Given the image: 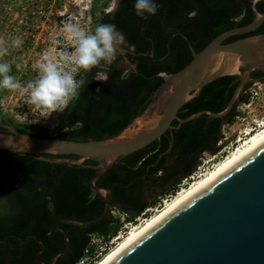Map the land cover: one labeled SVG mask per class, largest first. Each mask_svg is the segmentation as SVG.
<instances>
[{"label": "trees", "instance_id": "1", "mask_svg": "<svg viewBox=\"0 0 264 264\" xmlns=\"http://www.w3.org/2000/svg\"><path fill=\"white\" fill-rule=\"evenodd\" d=\"M155 2L158 11L146 20L137 16L135 0H121L116 11H102L93 19L94 28L98 23L114 24L127 41L135 45L134 54L125 49L136 71L125 70L124 65L118 64L119 59L110 70L103 66L91 71L81 69L76 78L84 79L85 86L69 101L52 133L39 126L13 125L29 134L77 140L114 135L143 110L147 98L162 81L161 73L174 72L190 60L187 43L174 33L176 30L183 32L198 51L219 32L246 24L253 18L250 7L237 0ZM255 7L263 11L264 0H259ZM252 33H264V21L255 30L232 35L224 41ZM126 71L127 76L124 75ZM99 72L107 76V82L98 80L102 78L98 77ZM257 74L253 71L251 76L256 78ZM236 83L235 75H224L206 83L196 96L179 108L178 117L200 109L221 110ZM246 101L247 94L243 93L235 105ZM235 105L224 120L235 116ZM0 121L8 123L2 114ZM223 122L206 114L183 122L172 129L170 147L167 130L114 163L98 176L95 184L108 187L111 209L121 210L127 222H134L136 217L146 216L159 203L160 196L175 193L181 179L195 169L201 153L218 150L216 143ZM172 124L176 125L177 121L173 120ZM83 163L94 165L96 162L84 160ZM92 173L90 167L48 162L0 149V264H40L36 261V253L41 248L38 258L50 264L51 256L65 248L63 235L55 226L56 218L90 220L99 216L104 200L90 188L88 179ZM154 189L160 191L159 197L152 196ZM60 224L67 231L69 250L57 257L55 264H75L85 256H93L95 245L91 243V236L97 235L107 241L121 226L119 218L110 211L101 221L87 227L63 221Z\"/></svg>", "mask_w": 264, "mask_h": 264}, {"label": "water", "instance_id": "2", "mask_svg": "<svg viewBox=\"0 0 264 264\" xmlns=\"http://www.w3.org/2000/svg\"><path fill=\"white\" fill-rule=\"evenodd\" d=\"M237 1L251 8L253 18L219 32L198 51L183 32H174L186 41L190 60L174 72L161 74L162 81L147 98L143 110L118 133L77 140L29 134L0 121V149L48 162L90 167L93 169L88 179L90 188L103 197V210L93 219L56 218L55 226L63 235L65 248L51 256L50 264H55L57 257L69 250L68 234L60 221L87 227L108 215L110 189L95 184L100 174L167 130L170 147L172 129L201 114L223 122L245 85L264 78L251 76L253 71L264 72V33L224 41L232 35L249 33L264 21V10L255 7L259 0ZM166 45L168 53V41ZM224 75H235L237 81L224 108L200 109L178 117L179 108L196 96L203 85ZM173 120L177 121L176 125L172 124ZM84 160L96 163L87 165ZM41 250L36 253V261L46 264L38 258ZM102 264H264V140L225 164L215 177L143 228Z\"/></svg>", "mask_w": 264, "mask_h": 264}, {"label": "rangeland", "instance_id": "3", "mask_svg": "<svg viewBox=\"0 0 264 264\" xmlns=\"http://www.w3.org/2000/svg\"><path fill=\"white\" fill-rule=\"evenodd\" d=\"M113 1L0 0V36L6 38L21 37L23 39V45L20 48L11 49L8 55L0 59L4 61L15 59L17 62H22V69L17 71L13 65L12 73L21 82L35 79L37 76L35 65L41 54L50 48H54L58 55L63 45V33L61 32L63 23L71 18L73 22L80 24L85 29L92 30L94 29V17H98L102 11L108 10L112 6ZM123 65L125 70L131 69V64L125 62ZM68 68L77 72L81 70L74 65H68ZM98 77H103V72H99ZM243 93L247 94V101L237 103L234 107L235 116L224 120L221 124L220 138L216 143L218 150L215 152L218 155L208 161L213 153L206 151L200 154L198 163L201 164L203 162L200 174L211 168L218 159L229 154L233 147L238 145V138L246 136V130L258 127L259 121L264 120V78L252 81L243 90ZM0 114L8 119V123L39 126L52 133L58 126L63 112L52 113L43 108L38 109L29 104L26 96L21 92L0 89ZM222 149L223 151H220ZM190 181L180 182L177 191ZM159 192L158 189H154L152 196L159 197ZM174 194L160 196L161 198L158 199L159 203L154 208H151L146 216L136 217L134 222L130 221L128 223L124 212L117 208H112L110 213L118 217L121 222L119 231L107 241L102 240L97 235H92L91 243L95 245V250L91 258L94 260L99 259L117 243L120 237L127 235L132 229L141 224Z\"/></svg>", "mask_w": 264, "mask_h": 264}, {"label": "clouds", "instance_id": "4", "mask_svg": "<svg viewBox=\"0 0 264 264\" xmlns=\"http://www.w3.org/2000/svg\"><path fill=\"white\" fill-rule=\"evenodd\" d=\"M134 8L137 16L145 20L158 11L155 0H135ZM61 32L63 45L58 55L54 48L41 54L35 65V79L21 82L12 73L13 65L17 71L22 69V62L0 59V89L21 92L26 96L27 102L38 109L43 108L52 113L63 112L69 101L85 86V80L77 79L78 72L68 68V65L84 71L101 66L110 70L111 65L124 55L125 48L129 53L135 52V45L130 44L116 25L111 23H98L94 29L87 30L70 18L63 23ZM22 45L21 37L0 36V58L8 55L11 49H18ZM130 67L131 71H136L135 65ZM124 75L127 76L128 72ZM98 80L107 82V76Z\"/></svg>", "mask_w": 264, "mask_h": 264}, {"label": "bare ground", "instance_id": "5", "mask_svg": "<svg viewBox=\"0 0 264 264\" xmlns=\"http://www.w3.org/2000/svg\"><path fill=\"white\" fill-rule=\"evenodd\" d=\"M238 140V145L233 147L229 154L216 161L211 168L193 178L187 185L182 186L171 198H169V200L164 202L161 208L156 209L153 214L149 215L141 224L132 229L127 235L120 237V239L117 240V243L111 249L105 252L98 260H96L94 264H102L104 261L109 259L121 246L132 239L143 228L160 218L175 205L187 199L205 181L215 177L225 164L238 158L244 152L263 141L264 120L259 121L258 127L246 130V136L243 138H238Z\"/></svg>", "mask_w": 264, "mask_h": 264}, {"label": "built area", "instance_id": "6", "mask_svg": "<svg viewBox=\"0 0 264 264\" xmlns=\"http://www.w3.org/2000/svg\"><path fill=\"white\" fill-rule=\"evenodd\" d=\"M223 149H225V148H223ZM223 149L220 150V151H223ZM218 153H219V152H218ZM217 155H218V154H216V153L211 154L210 157H209V159H208V161H211V160H212L213 158H215ZM202 163H203V162H202ZM202 163H201V164L198 163V164L196 165L195 169H194L190 174H188L187 176L183 177V178L181 179V183L188 182V180H192L193 178L197 177V176L200 174V172H201L200 168L202 167L201 165H203ZM175 192H177V190H176ZM162 206H163V205H160L159 208H161ZM128 223H129V222H128ZM132 226H133V225H132ZM91 261H92V262H91ZM95 261H96V259L94 260V259H92L91 257L85 256V257L81 258L80 260H78L75 264H93Z\"/></svg>", "mask_w": 264, "mask_h": 264}, {"label": "flooded vegetation", "instance_id": "7", "mask_svg": "<svg viewBox=\"0 0 264 264\" xmlns=\"http://www.w3.org/2000/svg\"><path fill=\"white\" fill-rule=\"evenodd\" d=\"M120 1L121 0H114L112 6L108 10H106L105 12L106 13H112V12L116 11L118 9L119 5H120ZM251 12H252V10H251ZM126 53H127V50L124 49V55L123 56H120L118 58L119 59L118 64L123 65L126 62V63H129L131 65H134V63H132L130 61V59L126 56ZM149 54L151 55L152 52H150ZM257 72H258V74H257V77L256 78H261V77L264 76V72H261V71H257Z\"/></svg>", "mask_w": 264, "mask_h": 264}]
</instances>
